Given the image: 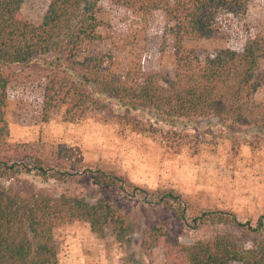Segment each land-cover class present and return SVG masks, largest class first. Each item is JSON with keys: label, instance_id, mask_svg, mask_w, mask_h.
Returning <instances> with one entry per match:
<instances>
[{"label": "trees", "instance_id": "obj_1", "mask_svg": "<svg viewBox=\"0 0 264 264\" xmlns=\"http://www.w3.org/2000/svg\"><path fill=\"white\" fill-rule=\"evenodd\" d=\"M48 1L42 23L35 25L24 17L25 0H0V264H60L54 231L67 222H84L99 238L110 231L119 242L129 241L132 231L127 215L110 202L47 190L23 195L4 183L12 174L35 173L60 184L79 175L46 160L35 146L8 142L6 113L16 69L39 74L45 120L56 113L71 120L98 112L163 133L168 143L198 130L204 119L215 120L233 139L264 134V107L254 98L264 38L249 41L241 51L224 49L204 56L183 47L185 40L212 37L225 19L246 17L253 0H110L128 9L163 13L177 43L173 77L163 80L154 74L144 78L116 74L110 56L85 53L88 45L104 41L98 32L104 0ZM85 174L97 186L172 209L194 230L225 226L255 236L251 246L226 231L184 244L154 226L152 245H144L151 250L163 243L168 264H264V214L242 222L234 214L207 211L190 222L184 200L174 190L140 189L101 169Z\"/></svg>", "mask_w": 264, "mask_h": 264}, {"label": "rangeland", "instance_id": "obj_2", "mask_svg": "<svg viewBox=\"0 0 264 264\" xmlns=\"http://www.w3.org/2000/svg\"><path fill=\"white\" fill-rule=\"evenodd\" d=\"M48 4V0H25L24 17L40 25ZM98 18L104 41L88 45L87 55L110 56L112 70L119 75L173 77L177 43L168 33L162 12H142L104 0ZM260 38H264V0H253L246 17L225 19L212 37L185 40L183 47L204 56L224 49L241 51ZM39 79L33 69L14 71L6 113L8 142L35 146L46 160L79 175L73 182L60 184L35 173L12 174L4 183L23 195L47 190L90 202H110L127 215L132 230L129 241L119 242L110 231L105 238L97 237L81 221L62 224L54 231L60 264H168L163 243L151 250L144 245H152L149 236L154 226L178 243L190 244L226 231L246 246L253 244V234L231 227L194 230L172 209L97 186L85 172H112L152 192L174 190L182 196L190 222L207 211L234 214L247 222L264 214V134L233 139L215 120L204 119L198 130L188 132L190 136L168 143L163 133L147 132L135 123L98 112L71 120L56 113L45 120ZM255 83V101L264 107V60L256 70Z\"/></svg>", "mask_w": 264, "mask_h": 264}]
</instances>
